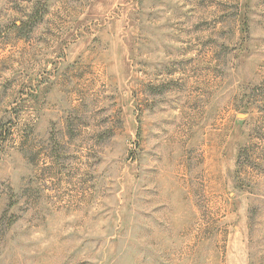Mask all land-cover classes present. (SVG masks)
<instances>
[{
	"label": "rangeland",
	"instance_id": "374dc122",
	"mask_svg": "<svg viewBox=\"0 0 264 264\" xmlns=\"http://www.w3.org/2000/svg\"><path fill=\"white\" fill-rule=\"evenodd\" d=\"M0 264H264V0H0Z\"/></svg>",
	"mask_w": 264,
	"mask_h": 264
}]
</instances>
